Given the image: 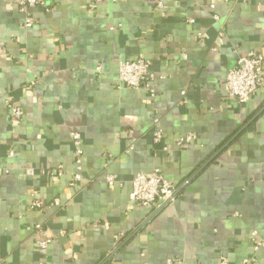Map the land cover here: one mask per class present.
<instances>
[{"label": "crops", "instance_id": "crops-1", "mask_svg": "<svg viewBox=\"0 0 264 264\" xmlns=\"http://www.w3.org/2000/svg\"><path fill=\"white\" fill-rule=\"evenodd\" d=\"M157 1L42 0L27 14L0 1V262L264 264L250 236L264 240V110L249 122L264 85L244 104L225 87L238 57L264 45V0ZM140 55L155 96L118 85L119 63ZM12 105L23 111L15 123ZM71 131L84 150L73 186ZM55 167L63 176L46 177ZM153 169L177 194L149 218L129 193ZM108 174L119 182L107 185ZM55 197L60 206L30 208ZM36 223L53 237L45 249Z\"/></svg>", "mask_w": 264, "mask_h": 264}, {"label": "built area", "instance_id": "built-area-1", "mask_svg": "<svg viewBox=\"0 0 264 264\" xmlns=\"http://www.w3.org/2000/svg\"><path fill=\"white\" fill-rule=\"evenodd\" d=\"M1 1V0H0ZM16 6V9L24 14H27L30 8L39 5L42 0H12ZM102 0H89L91 6H95ZM158 8L163 6V0H158L156 3ZM209 7L214 9L215 5L210 4ZM214 19L218 16L213 14ZM189 22H193L190 19ZM33 21L30 17L25 20L26 27L32 26ZM3 42L0 41V52L3 49ZM151 60L140 55L132 60L122 61L118 65L117 81L118 85L128 88H143L149 92L150 96H155L156 90L153 84L154 75L150 69ZM264 85V45L260 50H249L243 55L239 56L234 67L230 68L226 74L225 87L226 93L229 97L234 99L237 103H246L251 96L255 93L258 87ZM184 95V92H182ZM185 101V100H184ZM23 115L22 109L17 105H12L9 108L8 118L11 123H15L21 119ZM156 122L157 120L154 119ZM70 142L73 146V180L70 182V186H73L75 182L82 178L83 172V144L82 137L78 131H71L69 133ZM193 139L192 135H185L180 137L177 141V145L189 142ZM155 145H161L163 150H167L168 147L163 144V132L161 129L155 128L152 137ZM10 157L13 156V152L9 151ZM110 155H107L105 159V165L110 161ZM46 177L49 179H59L63 176V169L61 167L49 168L43 171ZM27 174L32 175L31 168L27 169ZM118 179L108 174L105 176V183L109 186L116 184ZM176 186L173 182L167 179L160 169H153L147 173H137L131 180V189L129 193L130 203L146 208L153 213L155 210L165 206L167 203L174 201L176 197ZM60 206L61 201L59 197H55L52 201L33 200L30 208L35 210H43L50 206ZM34 232L36 234L35 245L40 249H45L51 242L52 236H50L47 230L41 223L34 225ZM60 235H64L63 232ZM251 239L254 243V250H258L264 246V240L257 238V232L251 231ZM249 259H244V263H248ZM0 264H5L0 262ZM166 264H175L173 259H168ZM220 264H228V259L222 257Z\"/></svg>", "mask_w": 264, "mask_h": 264}, {"label": "water", "instance_id": "water-1", "mask_svg": "<svg viewBox=\"0 0 264 264\" xmlns=\"http://www.w3.org/2000/svg\"><path fill=\"white\" fill-rule=\"evenodd\" d=\"M264 110V105L257 111V113H255V115L249 120V122H251L255 117H257L262 111ZM238 134V132L234 135V136H236ZM234 136L231 138V139H229L218 151H220V150H222L227 144H229V142L234 138ZM215 155H213L207 162H205L203 165H202V167L201 168H203L204 166H206L208 163H209V161L214 157ZM162 208V207H161ZM161 208H159V209H157V210H155L150 216H149V218H151L153 215H155ZM129 238V237H128ZM127 238V239H128ZM114 254V251H113V253H112V255ZM111 255V256H112ZM109 258V257H108Z\"/></svg>", "mask_w": 264, "mask_h": 264}]
</instances>
